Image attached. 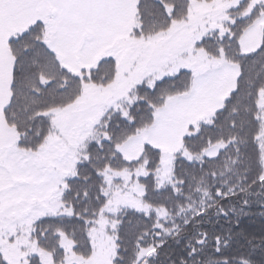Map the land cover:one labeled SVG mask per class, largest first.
<instances>
[{"label":"snow or ice","instance_id":"obj_1","mask_svg":"<svg viewBox=\"0 0 264 264\" xmlns=\"http://www.w3.org/2000/svg\"><path fill=\"white\" fill-rule=\"evenodd\" d=\"M0 264H264V0H0Z\"/></svg>","mask_w":264,"mask_h":264}]
</instances>
